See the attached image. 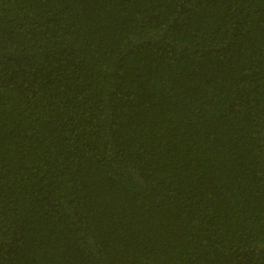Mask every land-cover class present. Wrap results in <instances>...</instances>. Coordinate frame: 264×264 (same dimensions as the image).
<instances>
[{"label":"trees","instance_id":"obj_1","mask_svg":"<svg viewBox=\"0 0 264 264\" xmlns=\"http://www.w3.org/2000/svg\"><path fill=\"white\" fill-rule=\"evenodd\" d=\"M0 264H264V0H0Z\"/></svg>","mask_w":264,"mask_h":264}]
</instances>
